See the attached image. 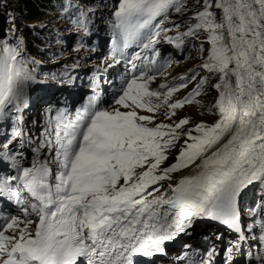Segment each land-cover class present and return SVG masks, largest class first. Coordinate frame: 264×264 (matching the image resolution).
Returning <instances> with one entry per match:
<instances>
[{"label":"snow or ice","instance_id":"obj_1","mask_svg":"<svg viewBox=\"0 0 264 264\" xmlns=\"http://www.w3.org/2000/svg\"><path fill=\"white\" fill-rule=\"evenodd\" d=\"M0 6L7 8L4 0ZM101 8L112 32L104 71L126 62L123 83L109 107L90 101L74 122L59 113L42 138L26 132L24 121L42 61L28 51L17 18L4 13L0 201L14 211L0 212V264H158L171 242L192 237L205 221L235 234L225 264L237 256L236 264H264V0H101L100 8L61 0L64 31L80 38L100 31ZM161 44L180 52L195 47L203 62L152 89L181 62ZM130 48L137 50L127 55ZM75 50L95 48L82 42ZM210 80L214 123L157 122L161 110L172 121L178 109L202 106ZM193 83L185 97L172 99ZM177 147L175 162L164 167ZM25 151L33 154L30 166L21 163ZM46 152L55 154V175ZM191 247L183 245L181 264H216L215 245L199 258L188 254Z\"/></svg>","mask_w":264,"mask_h":264},{"label":"rangeland","instance_id":"obj_2","mask_svg":"<svg viewBox=\"0 0 264 264\" xmlns=\"http://www.w3.org/2000/svg\"><path fill=\"white\" fill-rule=\"evenodd\" d=\"M4 2L7 5V8L5 9L3 6H0V8L6 10L7 12L11 13L12 15H14L16 17V13L14 12V7H12L11 4H9L6 0H4ZM112 2H114V0H103L104 4H111ZM90 5L100 7L101 6V0H96L94 4L92 2H90ZM190 6H191V3H190ZM101 11L104 12L105 20H107L109 18V14H106V11L108 12V9L103 8V9H101ZM46 15L47 16H45V19L47 17L51 16L50 12L47 13ZM1 17H2V15L0 14V20H1ZM98 19L103 20L100 17ZM33 20L29 25L39 26L40 25L39 23H45V25H47V26H52V25H54L55 22L57 23L56 20H54V22L50 23V21H52V18L46 19L45 22H39L38 19H33ZM59 23H60V21H59ZM17 24L20 26L18 21H17ZM100 26L108 28L107 24L104 26H102V24H101ZM61 30H62V27L59 29V31H60V34L58 33L59 35L62 34ZM106 30H107L106 28H103L100 31L102 34H105ZM3 33L4 32L2 31L1 26H0V35H3ZM92 37H93V34L90 35L89 37H86V39L77 37V40L79 42H84V43L88 44V41H90V39ZM98 38H99V40L101 39L100 37H98ZM94 39H96L95 36L92 38L93 45H94V47L98 48L100 46V44L98 42L94 41ZM109 46H108V48H106L107 51H105V49L102 51L107 53V54L110 52V50H111V37L109 40ZM208 47L209 46L207 44L204 45V48H205L204 54L205 55L207 54ZM130 49H131V51L127 55H131L132 52L137 50L135 48H130ZM185 52L188 53L187 56H184V55L182 56V52H180V56L178 58H176L175 56L170 57L171 59H173L175 61H181L178 64H176V63L172 64L171 67H169L167 70V74L173 75V78H176L177 76H183L184 74L190 72V70H194V68H197L198 63H200L199 54H198L197 50H193L191 47H188L185 49ZM186 75H188V74H186ZM62 79L66 84L70 85V78H69V75L67 73H65V72L63 73ZM168 79H170V77ZM212 83H215V80H211L210 85ZM177 94L178 93H175L173 95V97H172L173 100L182 99V97L177 96ZM62 97L64 98V100H67L69 103H71L72 96L68 97V94H63ZM216 99H217L216 92L211 87H209V91L207 92V94L202 96V98L199 99L200 104L202 106H199L196 103H193L191 105H186L182 109L177 110L178 116L173 117L172 121L167 120L164 117V115L162 114L163 110H161V114H158L156 116V120H157V122L163 121L165 123H172V122H178L179 118L183 117V118H188L191 122L190 125L187 127H194L199 122H204V123L210 125V124L214 123L215 119L217 118L215 115L212 114L215 111V109L213 108V104H214ZM54 100H55V98L48 100V98L42 97V101H47L46 102L47 105L52 103ZM46 106L38 107L39 111H37L36 116H38V117L42 116L44 114V109ZM84 109H86V108L82 107L80 109V111L73 112V111L66 110V107H64V106H61V107H58L57 109H54V113H57V114L63 113L65 116V119L72 120V119H76L78 114ZM141 114L151 115V114L146 113V112H142ZM34 119H35V116L30 120H34ZM56 119H57V117L54 116V120H53L54 127L56 125ZM27 120H29V115L27 117ZM10 131H9V133H10ZM41 134H42V131H40V135ZM1 136H2V134H0V137ZM41 138H42V135H41ZM0 140H3V138ZM178 150H179V147H177V149L172 151L169 160H167L164 163V165H163L164 167L169 166L173 162H175V156L177 155ZM183 171H185V170H183ZM174 174H177V173H174ZM164 184H165V188H167V182L166 181L164 182ZM217 235L222 236V239L217 240L216 239ZM181 239L182 240L178 245H177V243L179 241L178 242L175 241L174 246L168 250L169 255L167 257H163L165 260L168 261V264H181V262L177 260V257L184 252V251H182V249H183V245L186 242L192 246L190 249L187 250L188 254L192 255V256H193L192 250H194V251L200 250L204 254L206 249H210L213 245H215L216 251L219 253V255L216 257V264H225V260H226V258H228V254L225 251V249L228 246V243L230 241H232L233 239H235V234L230 232L228 229L221 230V228H218L217 226L213 225L211 222H208L204 226L199 225V227H197V229L194 232L192 237H182ZM207 239H208L207 244H204V242H206ZM201 256H203V255H201ZM239 259H240L239 256L235 257V259L231 260V264H236V261Z\"/></svg>","mask_w":264,"mask_h":264},{"label":"trees","instance_id":"obj_3","mask_svg":"<svg viewBox=\"0 0 264 264\" xmlns=\"http://www.w3.org/2000/svg\"><path fill=\"white\" fill-rule=\"evenodd\" d=\"M12 7H14V12L16 13L17 21L20 24L21 32L27 41L28 51L33 57H36L41 64L36 66L35 75L37 79L44 78V66L42 64H48L49 60L53 57L56 52H63L65 50V45L62 43L61 39L57 37L54 33L59 32V29L63 27L66 23L60 13L61 0H6ZM6 10L0 8V14L2 15L0 20V26L4 32L8 25L5 22ZM50 12V17L52 18L50 23L55 22L52 26H47L45 23H39V26L29 25L33 19H38L39 22H45L46 14ZM173 20H179L180 17L175 14L172 15ZM43 20V21H42ZM34 21V20H33ZM60 21V23H59ZM202 38V37H201ZM106 39L105 42H107ZM205 73L201 72V75ZM200 77H197L199 81ZM211 80L209 81L210 87ZM37 87V83L33 84L29 89V94H32L33 88ZM195 87V84H190L187 89V94ZM209 87L207 92L209 91ZM206 95V94H205ZM204 96V95H202ZM199 97L200 98H202ZM2 136L0 139H4V133L0 132ZM208 239L206 242L207 243Z\"/></svg>","mask_w":264,"mask_h":264},{"label":"bare ground","instance_id":"obj_4","mask_svg":"<svg viewBox=\"0 0 264 264\" xmlns=\"http://www.w3.org/2000/svg\"><path fill=\"white\" fill-rule=\"evenodd\" d=\"M187 171H189V170H187ZM186 171V172H187ZM186 172L184 173V174H181V175H176V176H174L177 180L179 179V178H181L183 175H185L186 174ZM167 182V181H166ZM168 183V182H167ZM213 225H215V226H217L218 228H221L222 230H225L226 229V227L225 226H223V225H220V224H218V223H215V222H211Z\"/></svg>","mask_w":264,"mask_h":264}]
</instances>
